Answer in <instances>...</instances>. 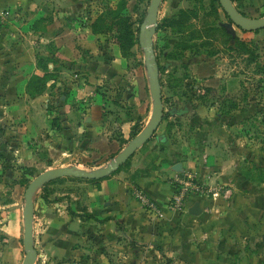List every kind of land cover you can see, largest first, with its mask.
I'll return each instance as SVG.
<instances>
[{"label": "rangeland", "instance_id": "374dc122", "mask_svg": "<svg viewBox=\"0 0 264 264\" xmlns=\"http://www.w3.org/2000/svg\"><path fill=\"white\" fill-rule=\"evenodd\" d=\"M233 1L245 17H264V0ZM149 4L0 0V154L7 160H0V264L23 262V196L36 176L58 168H103L149 124L152 101L141 48L136 44L122 54L117 25L93 33L100 15L113 10L138 36ZM228 24L217 0H162L154 51L164 113L184 112L166 115L156 136L165 138L159 148L169 163L189 161L184 178L196 174L206 185L202 172L216 181L208 188L228 189L219 200L242 222L250 217L249 232L236 225L228 234L221 228L226 216H211L213 223L207 218L215 230L212 250L195 261L174 255L170 239L162 248L154 236L135 244L122 234L107 239L100 230L74 240L70 246L77 251L66 254L53 248L58 236L45 239L54 217L46 215L59 213L54 205L81 187L59 179L34 196L35 264H264V30L229 31ZM35 76L41 85L28 93ZM90 118L97 119L95 129ZM155 144L152 138L129 167L116 171L121 181L136 178L132 171L146 166L143 154L156 152ZM225 167L222 182L216 177ZM192 238L196 248L190 253L200 254L203 237Z\"/></svg>", "mask_w": 264, "mask_h": 264}, {"label": "crops", "instance_id": "0c3cea01", "mask_svg": "<svg viewBox=\"0 0 264 264\" xmlns=\"http://www.w3.org/2000/svg\"><path fill=\"white\" fill-rule=\"evenodd\" d=\"M90 119L89 125L94 128L98 124L97 119ZM77 129L82 131V127H77ZM165 143V140L157 138L154 146L158 149L156 152L154 150L145 152L144 150L143 158L147 164L141 169L132 171L136 178L131 179V182L121 181L119 175L113 176L112 181H101L96 185L82 180H67L70 182L68 185H72L71 188L81 187L79 188L80 192H66L64 195H69V198H65V201L59 200L54 205V208L60 209L59 213L54 209L48 210L45 208L46 211L48 210L46 216H54L49 219V226L44 231L45 239L58 236V243L53 244V248L60 251L66 250L67 254V252L77 251L71 248V243L74 240L81 242L89 234V230H100L107 239L116 234H122L129 240L136 239L135 244H138L137 239H140V241L142 238L147 240V238L150 239L154 236L159 241L160 244L158 245L160 247L163 248L170 239V250L175 252L174 255L188 261H195V257H207L205 251L212 250L210 235L215 230L211 229L207 222L208 219H211V216H226V223H223L221 228L228 234L230 231H234L236 225L240 228L241 233L245 234L243 232L244 228L249 232L251 229L249 225L250 217L247 222L239 220L238 217L232 214V210L229 211L228 207L222 204L219 195L203 196L202 198L191 196L188 199L185 211L178 213L170 210L169 204L174 192V180L176 177L183 178L190 168H188L189 161L187 160L181 163L183 173H175L172 167L177 163H169L163 157V152L159 148L160 145H165ZM141 149L133 156L135 157ZM225 169L227 167L217 173V180L227 181L226 177L222 176ZM201 174V176L204 175V183L207 186L216 183L206 173L201 172ZM83 187L87 191L82 189ZM134 190H138L148 200H151L154 203L155 210H148L135 201L132 194ZM197 202L200 203L202 213L198 217H193L188 214V210ZM251 211L252 209L248 211L247 216L251 215ZM74 216H82L83 219ZM85 216L89 217L85 218ZM210 221L213 223L214 219ZM66 222L68 223L66 224ZM195 235L203 237V240L197 246H200V249H205L201 250L200 254L193 252L194 254L191 255L190 252L196 248L191 243L192 237ZM49 242L51 243V240Z\"/></svg>", "mask_w": 264, "mask_h": 264}, {"label": "water", "instance_id": "95a60500", "mask_svg": "<svg viewBox=\"0 0 264 264\" xmlns=\"http://www.w3.org/2000/svg\"><path fill=\"white\" fill-rule=\"evenodd\" d=\"M222 12L230 21L227 25L229 31L235 26L242 32L253 33L264 30V17L247 18L243 16L233 5L231 0H217ZM162 0H150L146 16L139 27L138 45L143 52V63L148 77V91L152 101V117L146 128L136 135L122 151L111 160L105 167L92 171H83L78 168H58L48 170L36 176L26 187L23 196V250L24 259L22 264H35L37 251L34 244V196L44 185L59 179H77L84 181H101L113 175L132 156L148 143L156 134L159 126L163 122L164 106L162 102V86L158 61L154 51V37L158 29V13ZM180 110L172 113L183 114ZM175 173H183L181 163L172 167ZM202 213L200 203H195L188 214L198 217Z\"/></svg>", "mask_w": 264, "mask_h": 264}, {"label": "trees", "instance_id": "16d2710c", "mask_svg": "<svg viewBox=\"0 0 264 264\" xmlns=\"http://www.w3.org/2000/svg\"><path fill=\"white\" fill-rule=\"evenodd\" d=\"M231 1L234 2L233 0H231ZM218 7L220 8L219 3H218ZM112 15L114 17V20L113 21H115V20H117V21L114 22L113 24H108L109 21H110V19H111V16ZM181 15L183 17H186L187 16V13L186 12H181ZM113 25H117L119 27L118 28V30H119V32H118L119 36H117V45H118L121 53L124 54V55H126V53L131 48H133L136 44L138 45V36H136L132 32V30L130 29V27L127 24H125V21H123V20L120 19V17L118 16V12L113 11V10H110L108 12H104L103 14H101L100 17H99V19H98L97 25H94L93 26V33L100 34V33H103L104 31H112L114 29V26ZM120 25L121 26L125 25L126 27H122L121 28ZM157 61H158V59H157ZM158 66H159V72L161 73L162 68H161L159 62H158ZM40 80H41V78L38 77V76L32 77L30 79V81L28 82V86H27L28 93H31V89L33 87H39L41 85V81ZM166 115L173 116V113L172 112H167L166 114L164 113L163 120L165 119V116ZM179 115H182V114H179ZM153 138H155V139L158 138V139L165 140L164 136H156V134L153 136ZM0 160H2L4 163L7 162V160L4 158V155L3 154H0ZM129 163H130V160L128 162H126V164H124L121 168H119L120 170H118V172L121 171V170H124L127 167H129ZM118 172L114 173L110 177H108V178H106L104 180H101V181H107V180L112 181L111 178L113 176H115ZM71 180H77V179H71ZM57 181H61V180H57ZM82 181H84V180H82ZM101 181H85V182H88V183H91V184L96 185V184H98V182H101ZM74 217H76V218H82V216H74ZM86 217L88 218L89 216H85V218Z\"/></svg>", "mask_w": 264, "mask_h": 264}, {"label": "built area", "instance_id": "2783aa9c", "mask_svg": "<svg viewBox=\"0 0 264 264\" xmlns=\"http://www.w3.org/2000/svg\"><path fill=\"white\" fill-rule=\"evenodd\" d=\"M174 192L170 200L169 208L173 212H182L186 210L187 202L191 196H216L220 193L229 194V191L226 187H219L214 190L208 188L203 183L197 182L196 176L188 175L187 177H176L174 180ZM136 201L143 205L148 210H155L154 203L151 200H148L139 191H134Z\"/></svg>", "mask_w": 264, "mask_h": 264}]
</instances>
